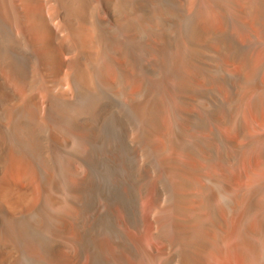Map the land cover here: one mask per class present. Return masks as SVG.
Segmentation results:
<instances>
[{"label":"bare ground","instance_id":"1","mask_svg":"<svg viewBox=\"0 0 264 264\" xmlns=\"http://www.w3.org/2000/svg\"><path fill=\"white\" fill-rule=\"evenodd\" d=\"M0 264H264V0H0Z\"/></svg>","mask_w":264,"mask_h":264}]
</instances>
